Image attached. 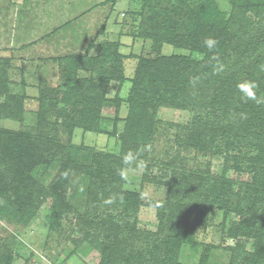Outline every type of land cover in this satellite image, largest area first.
<instances>
[{
  "label": "trees",
  "instance_id": "obj_1",
  "mask_svg": "<svg viewBox=\"0 0 264 264\" xmlns=\"http://www.w3.org/2000/svg\"><path fill=\"white\" fill-rule=\"evenodd\" d=\"M174 1L142 0L140 14L145 29L141 34L151 38L154 50H159L163 43L181 44L189 54L139 59L119 154L77 148L85 161L82 171L89 177L87 207L82 213L76 209L77 224L84 234L86 230L95 233V245L103 255L99 264H186L178 259L181 247L193 242L195 228L205 225L210 208L219 205L237 222L228 236L253 241L251 250L242 242L235 245L232 264H264V0H231L232 11L227 20L211 4ZM190 4L199 10L195 19L191 12L185 15L186 20L197 22L189 30L191 33H176L178 22L170 23L166 31L161 22L150 18L176 14L177 9L183 12ZM215 17L217 23L210 25ZM204 18L208 24L202 22ZM207 39L215 40V45L209 48L205 44ZM88 60L105 78L122 79V55L113 51L108 42L102 46L101 54ZM147 79L157 80L162 87L153 99L152 113L146 112L142 104L146 91L141 84ZM80 92L83 91L78 84L73 83L59 93L67 108L63 121H68L71 114L75 115L72 119L77 118L75 125L100 130L102 116L97 109L104 100L103 93L96 96L93 87L85 94ZM250 93L255 94L254 98ZM160 106L189 108L192 112L189 123L182 126L185 136L177 142L178 147L192 150L193 156L222 157L226 164L248 160L252 176L249 182L235 188L234 183L209 175V163L208 169L201 165L188 168L180 161L182 165H175L172 175L159 177L165 194L160 201L149 204L156 208L158 225L155 231L146 232L129 224L122 215L125 212L118 213L114 207L118 195L125 193L121 191L124 170L136 169L138 161L145 158L140 139L149 142L152 138ZM5 111L0 112V118L13 117L8 106ZM52 121L57 125L55 119ZM50 129L48 125L47 130ZM45 135L42 131L34 135L0 128L1 220L26 226L44 200L57 202L66 197L67 168L77 164L72 148L51 184L43 186L34 176L38 165L50 161L43 146L49 149L56 145L53 139L45 141ZM168 163L163 162V167L169 171ZM130 194L132 199L124 201H131L134 206L138 193ZM122 210L129 211L126 206ZM202 260L197 264H203ZM13 263L10 248L0 242V264Z\"/></svg>",
  "mask_w": 264,
  "mask_h": 264
},
{
  "label": "rangeland",
  "instance_id": "obj_2",
  "mask_svg": "<svg viewBox=\"0 0 264 264\" xmlns=\"http://www.w3.org/2000/svg\"><path fill=\"white\" fill-rule=\"evenodd\" d=\"M200 2L218 7L224 20L232 11L231 0ZM141 6L142 0H0V112L5 113L8 106L13 116L0 118V128L29 131L34 135L42 131L46 134L45 141H55L56 145L49 149L43 146L50 161L34 170V176L43 186L52 183L61 163L68 160L69 148L77 161L67 168L69 186L65 198L57 202L44 200L26 226L0 219V242L10 248L13 264H99L103 257L100 247L95 245L93 230L84 234L75 217L76 209L82 213L87 207L89 183L88 173L82 171L84 157L77 148L119 154L139 59L189 54L181 44L163 43L159 50H154L151 38L141 34L145 29ZM198 11L190 4L183 12L177 9L176 14L163 13L150 18L161 22L166 31L170 23L178 22L176 33H191L189 30L197 22L186 20L185 15L191 12L195 19ZM202 22L209 23L207 18ZM214 23L216 17L209 24ZM107 42L122 55V79L105 78L89 64L88 59L101 54ZM73 83L78 84L81 94L89 92L91 87L96 96L103 93L104 100L97 109L99 117L102 116L100 130L75 125L77 118L72 119L75 115L71 114L68 121H63L67 108L59 93ZM141 85L146 91L144 95L141 93L142 104L146 112L152 113L153 99L162 92L161 84L147 79ZM191 115L189 108L158 107L155 119L159 122L152 129V138L149 142L140 139L145 158L138 161L136 169L126 168L123 172L121 191L125 193L118 195L114 211L125 212L122 215L128 223L141 231L157 229L156 208L149 204L163 198L165 189L159 177L168 178L172 168H177L175 165L181 166L183 162L188 168L201 165L208 169L206 163H209V175L230 181L235 188L251 180L248 160L226 164L222 157L193 156L192 150L176 145L185 136L181 129L189 123ZM60 145L65 148H59ZM255 153L252 150L251 154ZM165 161L169 162V171L163 167ZM130 193H138L134 206L131 201H124L128 197L132 199ZM125 206L129 211L122 210ZM231 219L219 205L210 208L206 224L195 228L193 242L181 247L179 261L197 264L203 259V264H232V249L238 242L251 250V238L228 236L229 229L237 223Z\"/></svg>",
  "mask_w": 264,
  "mask_h": 264
},
{
  "label": "clouds",
  "instance_id": "obj_3",
  "mask_svg": "<svg viewBox=\"0 0 264 264\" xmlns=\"http://www.w3.org/2000/svg\"><path fill=\"white\" fill-rule=\"evenodd\" d=\"M215 43H216V41L213 40V39H207V40L205 41V44H206L209 48L213 47V46L215 45ZM252 87H254V85H252ZM250 96H251L252 98H254L255 94H254V93H250Z\"/></svg>",
  "mask_w": 264,
  "mask_h": 264
}]
</instances>
